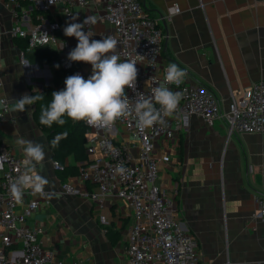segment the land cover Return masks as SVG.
I'll return each mask as SVG.
<instances>
[{"label": "crops", "instance_id": "crops-1", "mask_svg": "<svg viewBox=\"0 0 264 264\" xmlns=\"http://www.w3.org/2000/svg\"><path fill=\"white\" fill-rule=\"evenodd\" d=\"M103 1L91 0L87 7L75 9L81 17L89 12L96 15L97 22L89 29L92 39L107 37L111 29L102 17ZM142 3L150 16L159 19L166 35L159 69L177 64L187 72L186 80L201 82L212 89L221 110L228 107L231 94L237 97L244 87L264 79V0H142ZM172 4H177L179 11L167 20L160 19ZM11 21L10 8L0 0V25L9 27ZM58 39L53 48L60 57L68 56L78 43L64 32L58 33ZM19 49L13 38L3 36L0 94L7 96L12 109L13 100L27 94L23 89L24 76L38 88L41 82L35 77L43 74L48 83L51 77L38 64L22 67ZM116 51L117 48L115 54ZM76 63L75 74L87 79L92 73L91 65ZM137 68L145 70L147 66L140 62ZM32 110L33 105H29L24 112L12 111L16 123L7 121L0 126V143L24 160L22 146L16 142L18 137L44 146L45 160L31 167L33 175L49 180L45 192L54 195L29 193L39 205L28 224L41 225V247L53 250L57 259L79 264H119L132 219L130 207L121 199L107 196L105 205L98 209L86 195L95 190L93 184L81 181L77 175L61 180L53 167L46 135L33 121ZM185 122L188 131L175 139L157 137L154 142L157 184L166 196L173 198L204 264L227 261L264 264V218L259 217L254 203V194L264 196V133L228 135L221 118L208 124L194 114L187 115ZM115 140L132 139L118 126ZM69 162L71 158H66L65 163ZM63 182H70L77 192L65 193ZM87 222L97 227L87 229Z\"/></svg>", "mask_w": 264, "mask_h": 264}, {"label": "built area", "instance_id": "built-area-1", "mask_svg": "<svg viewBox=\"0 0 264 264\" xmlns=\"http://www.w3.org/2000/svg\"><path fill=\"white\" fill-rule=\"evenodd\" d=\"M2 1L10 8L12 21L9 27L0 25V51L3 36L26 38L29 47H54L59 41L58 33L63 32L71 16H78V23L88 16L96 17L91 12L81 17L75 10L87 7L91 0H54V4L49 0ZM102 9V17L111 26L108 36L118 41L116 55L121 61L144 62L147 66L145 70L137 68L136 88L125 89L129 104L134 105L141 95L150 97L153 88L165 83L166 68L160 70L158 60L166 35L159 19L145 11L142 0H104ZM178 11L177 4H172L160 19L167 20ZM92 25H86L85 29L89 31ZM20 55L21 63L28 65L22 51ZM59 63L64 69L73 65L67 56H61ZM42 70H49L48 65ZM1 76L0 66V87ZM25 80L31 82L29 78ZM166 86L182 93V99L176 113L166 118L165 125L157 124L141 131L136 127L134 113L116 120L111 127H93L85 122L89 163L80 169L77 177L95 187L86 195L98 209L105 205L107 196L125 201L131 209L126 247L119 264H204L196 240L179 216L173 198L166 196L157 184L158 160L152 153L157 137L175 139L188 131L185 117L192 114L208 124L221 118L228 135L264 133V79L244 87L237 97L231 94L225 110L220 109L212 89L201 82L184 79L179 87ZM16 120L9 99L0 94V126ZM118 126L128 133L131 142L115 140ZM0 164V264H79L57 259L53 250L41 247L43 228L27 222L39 205L37 199L29 197L32 191L24 190L20 202L10 191L11 184L31 165L1 143ZM118 166L124 171L118 172ZM53 167L60 169L61 165L54 160ZM61 187L65 193L77 192L70 182H63ZM254 203L257 214L264 218V196L254 194Z\"/></svg>", "mask_w": 264, "mask_h": 264}, {"label": "clouds", "instance_id": "clouds-1", "mask_svg": "<svg viewBox=\"0 0 264 264\" xmlns=\"http://www.w3.org/2000/svg\"><path fill=\"white\" fill-rule=\"evenodd\" d=\"M54 4V0H49ZM78 16H71L63 32L67 37H75L78 41L76 47L67 56L70 62H84L91 65L92 73L85 79L79 73L68 76L63 90L54 91L51 100L42 106L39 122L51 127L53 124L64 125V117L73 121H84L93 127H111L116 120L135 115L136 127L143 131L155 125H165L166 118L173 116L182 99V93L173 92L166 85L174 84L179 87L187 76V72L177 64L170 63L165 69V83L152 89L150 97L141 95L134 105L129 104V97L125 89H135L138 77L136 63L131 60L121 61L115 54L118 41L112 36L101 39H92L93 34L85 31V26L95 24L96 17L88 16L82 22H76ZM55 67L59 68V65ZM44 100L43 94H23L19 99L13 100L14 112H24L26 106ZM159 105V108L156 107ZM67 134L65 133V136ZM17 144L29 165L41 163L46 158L44 146L38 142L17 138ZM58 138L51 141L55 146ZM2 167V164H0ZM33 168L27 167L11 184L10 191L17 202L21 201L24 190L30 189L34 193L52 196L46 193L45 187L49 180L42 175H33ZM118 172H123L121 166Z\"/></svg>", "mask_w": 264, "mask_h": 264}, {"label": "trees", "instance_id": "trees-1", "mask_svg": "<svg viewBox=\"0 0 264 264\" xmlns=\"http://www.w3.org/2000/svg\"><path fill=\"white\" fill-rule=\"evenodd\" d=\"M34 13L41 12L34 11ZM43 14L47 16V13ZM13 39H15L23 56L29 63H35L39 66L47 64L51 69L49 83L43 85L42 88H32L30 90V95H39L40 93L44 95L43 101L33 104L32 118L38 128L46 135L52 159L58 161L61 165V168L57 169L61 180H64L65 176L68 175H77L80 169L89 163L84 146L87 128L85 122L73 121L66 116L64 117L65 124L62 126L53 124L51 127H47L39 122L42 106H46L50 102L52 92L65 88L63 80L65 81L68 76L76 73L77 63L73 62L71 68L64 69L59 63L60 55L57 49L53 47H29L26 38L19 37ZM56 65H59V68L55 67ZM65 133L67 134L66 136ZM57 138L58 143L52 146L51 141ZM66 158H71V162L66 164Z\"/></svg>", "mask_w": 264, "mask_h": 264}, {"label": "rangeland", "instance_id": "rangeland-1", "mask_svg": "<svg viewBox=\"0 0 264 264\" xmlns=\"http://www.w3.org/2000/svg\"><path fill=\"white\" fill-rule=\"evenodd\" d=\"M15 40V39H14ZM20 50V49H19ZM20 52H21V50H20ZM24 57V56H23ZM18 58H19V61L21 62V55L20 54H18ZM24 59L27 61V59L24 57ZM28 62V61H27ZM22 64V63H21ZM29 64H31V63H29L28 62V65ZM26 66V65H25ZM23 64H22V67H25ZM44 68V65H42V66H39V69H43ZM41 76H38V77H35V79H36V81H38V82H41V84L42 85H45V83H46V78L45 77H43V74H40ZM32 78V77H31ZM26 78H25V76L23 77V83H24V85H25V87L23 86V89H25L26 90V93L27 94H29L30 95V90L32 89V88H38V86H37V84H35L33 81H31V82H26V80H25ZM48 79H51V77L50 78H48ZM9 132H11L12 133V130L11 131H9ZM158 179V178H157ZM83 220L86 222V219L85 218H83ZM98 220V219H97ZM99 221V220H98ZM129 224V223H128ZM128 224H127V226H128ZM97 227V225H95L94 223H88L87 222V229H90V230H93V229H95Z\"/></svg>", "mask_w": 264, "mask_h": 264}, {"label": "water", "instance_id": "water-1", "mask_svg": "<svg viewBox=\"0 0 264 264\" xmlns=\"http://www.w3.org/2000/svg\"><path fill=\"white\" fill-rule=\"evenodd\" d=\"M46 74L49 76L50 75V71L49 70H45ZM46 84H48V82L46 81ZM42 84L40 85V88H42Z\"/></svg>", "mask_w": 264, "mask_h": 264}]
</instances>
